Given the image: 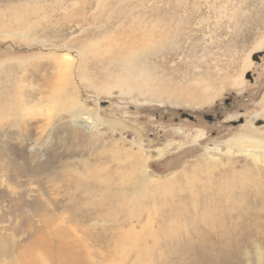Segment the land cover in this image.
I'll return each instance as SVG.
<instances>
[{"label": "rangeland", "instance_id": "obj_1", "mask_svg": "<svg viewBox=\"0 0 264 264\" xmlns=\"http://www.w3.org/2000/svg\"><path fill=\"white\" fill-rule=\"evenodd\" d=\"M263 35L264 0H0V264H264Z\"/></svg>", "mask_w": 264, "mask_h": 264}, {"label": "bare ground", "instance_id": "obj_2", "mask_svg": "<svg viewBox=\"0 0 264 264\" xmlns=\"http://www.w3.org/2000/svg\"><path fill=\"white\" fill-rule=\"evenodd\" d=\"M99 2V1H98ZM152 26V25H151ZM154 28H155V26H154ZM153 30V29H152ZM151 30V31H152ZM160 31V30H159ZM149 32V31H148ZM133 33V32H132ZM150 33H152V32H150ZM154 35V34H153ZM152 35V36H153ZM152 36H146V37H148L147 39H144L145 40V45L142 43V41H141V43L143 44L141 47L142 48H140V51H148V53H152V51H154L153 50V44L156 42V41H158L160 38H161V36H159V35H157V36H154V37H152ZM121 38H123L122 36H121ZM142 38H144V37H142ZM163 41V40H162ZM100 42V41H99ZM131 42V41H130ZM135 42V41H134ZM107 43V42H106ZM118 43H121L120 41L118 42ZM140 43V44H141ZM125 44V43H124ZM124 44H122L123 46H124ZM129 44V43H128ZM134 44V43H133ZM161 44V43H160ZM263 44H264V35L261 37V38H259L255 43H253V45H252V47L250 48V52L245 56V58H244V61H243V68H242V72L239 74V75H236V76H234V77H232V79H230L229 80V86L231 87V88H235V89H239L241 86L243 87V84H244V82H243V75H244V73H246V72H248L249 71V68H250V66H251V64H252V62L250 61V56L252 55V53H254L255 51H258L262 46H263ZM98 45V42L96 43V41H95V43H92L91 45H90V49H93V51H91V50H89L88 49V51H85L86 50V48H85V50H80V49H78V50H76L77 51V56H79V63L80 64H82L83 66L85 65V61H86V59H87V55L88 54H95V56H97V54H96V48L98 47L97 46ZM126 45H127V43H126ZM152 45V46H151ZM131 46V45H130ZM137 47H139V45L137 46ZM152 47V49H150ZM99 48V47H98ZM106 48V47H105ZM110 48V47H109ZM124 48H125V46H124ZM127 48V47H126ZM99 49H101V48H99ZM107 50V49H106ZM109 51L111 52V53H114V52H112L110 49H109ZM110 52H107V53H110ZM121 52V51H120ZM130 52V51H129ZM137 52V51H136ZM98 53V52H97ZM134 54V53H133ZM146 54V53H145ZM144 54V55H145ZM116 55V54H115ZM135 55V54H134ZM148 55V54H147ZM95 56H94V58H95ZM123 56V55H122ZM146 56V55H145ZM153 56V55H152ZM91 57V56H90ZM118 57L120 58V56L118 55ZM129 57V56H128ZM128 57H127V59H128ZM133 58V57H132ZM91 59V58H90ZM118 60V59H117ZM130 61V60H129ZM63 62V63H62ZM61 62V66H63V68H66L67 66H72V61L71 60H68V62H67V64H66V62L63 60ZM123 62V61H122ZM132 62V61H131ZM130 62V64L132 65V63ZM118 63H119V61H118ZM126 63V62H125ZM63 64V65H62ZM120 65V64H119ZM247 74V73H246ZM202 83V82H201ZM223 85V84H222ZM210 86V85H209ZM141 87H143L144 89H145V92H146V94L150 97V98H154V99H156L157 98V95H155L154 93H153V95L152 94H150V93H152V92H150V91H147V89L146 88H148V87H146V86H140V85H138V88H137V90H142L141 89ZM116 88V87H115ZM206 89H207V87H206ZM220 89H221V87H219V89H210V90H207V91H204L203 92V94H201V96H199L198 97V101L197 102H194L193 103V105H202V104H207L208 102H211L212 100H213V98L218 94V92L220 91ZM105 91V90H104ZM124 94H128V95H131L132 93H136V92H134L133 91V89L131 88H128V89H126L125 91H122ZM201 92V91H200ZM158 93V92H157ZM142 95H143V93H141ZM140 93H138V95H141ZM109 95V94H108ZM136 95V94H135ZM257 106H258V108H260V111H257V112H254V113H252V115L250 116V122H252V121H256V120H259V119H261V120H263L264 121V93L261 95V97H260V99H259V101H258V103L256 104ZM62 107V106H61ZM66 113H68V116H69V120H71V121H74V119H75V117H76V115L74 114V113H72L71 111H67ZM102 124H104V122H102L99 118H94V117H92V127L90 128V129H87V131L88 132H95L96 134H99V132L100 131H98V128H99V125H102ZM119 128V127H118ZM121 130V129H120ZM251 143H249V145H244L243 143H242V141H240L239 139H235V140H231V141H227V142H225L224 143V146L225 147H227L228 149H231V150H233L235 147L237 148V152H240V153H243V154H253V152L254 153H256V151L254 150L255 148H253L254 147V141H250ZM257 145V144H256ZM253 148V149H252ZM259 148H260V146H259ZM219 150V148L217 147V146H214L213 147V149H208V151H211V152H213V153H215L216 151H218ZM230 151V150H229ZM209 155V154H208ZM216 156V155H215ZM246 156H249V155H246ZM252 159H253V157H252ZM146 160H147V158H145L144 160H141V161H136L135 163H134V166H132V171H133V173L135 174H138V173H142L143 175H146V172H148L149 170H148V168H147V164H145V162H146ZM119 173H120V171H119ZM103 177V176H102ZM150 178V177H149ZM136 179H137V177H136ZM101 180V179H100ZM100 180H98V181H100ZM140 180V179H139ZM137 182H139L138 181V179L136 180ZM156 180L155 179H149V182H155ZM124 191L125 190H120L119 191V194H124ZM135 192V194H136V191H134ZM28 250V249H27ZM61 251V250H60ZM61 253H62V255L65 257V258H67L68 257V261L71 259L72 261H73V259L71 258V253H70V251L68 250V249H64L63 251H61ZM53 256H55L53 253L50 255V259L53 257ZM63 257V258H64Z\"/></svg>", "mask_w": 264, "mask_h": 264}, {"label": "flooded vegetation", "instance_id": "obj_3", "mask_svg": "<svg viewBox=\"0 0 264 264\" xmlns=\"http://www.w3.org/2000/svg\"><path fill=\"white\" fill-rule=\"evenodd\" d=\"M256 59H258V57L256 56ZM203 118L205 120H207L208 122H212V116H209V115H203ZM181 119H186V120H189V121H192L194 118L192 117V115H188V114H184L182 113L181 114ZM178 133H181L179 130L177 131Z\"/></svg>", "mask_w": 264, "mask_h": 264}, {"label": "water", "instance_id": "obj_4", "mask_svg": "<svg viewBox=\"0 0 264 264\" xmlns=\"http://www.w3.org/2000/svg\"><path fill=\"white\" fill-rule=\"evenodd\" d=\"M252 60L253 61H256L257 59H256V56H252Z\"/></svg>", "mask_w": 264, "mask_h": 264}]
</instances>
